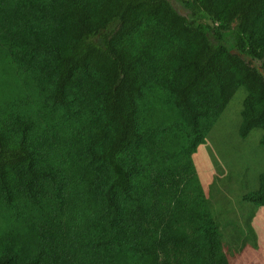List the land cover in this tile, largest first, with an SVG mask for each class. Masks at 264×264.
<instances>
[{
  "label": "trees",
  "instance_id": "obj_1",
  "mask_svg": "<svg viewBox=\"0 0 264 264\" xmlns=\"http://www.w3.org/2000/svg\"><path fill=\"white\" fill-rule=\"evenodd\" d=\"M175 1L186 14L174 0H0V223L19 225L0 233V264H231L184 176L239 89V135L260 130L264 146V0ZM48 102L63 116L35 119ZM151 109L182 158L158 161ZM245 200L264 207V174Z\"/></svg>",
  "mask_w": 264,
  "mask_h": 264
},
{
  "label": "rangeland",
  "instance_id": "obj_2",
  "mask_svg": "<svg viewBox=\"0 0 264 264\" xmlns=\"http://www.w3.org/2000/svg\"><path fill=\"white\" fill-rule=\"evenodd\" d=\"M174 3L186 14L179 2L174 0ZM211 39L215 41L214 37ZM21 87V98H28L26 93L29 86L22 80ZM246 95L244 89H239L203 142L196 145L190 156L191 173L184 176L188 178V182H180L178 186L183 188L186 184L189 195L193 186L201 190L219 223L223 250L231 264H264V207L245 200V197L258 191L260 176L264 174V146L261 145L263 132L254 130L246 138L239 135ZM163 99L162 94L156 93L152 103L162 104ZM25 100L32 103L35 99L33 97ZM24 103L18 99L19 106ZM41 107L43 108L42 103ZM44 108L35 119L51 123L53 118L58 120L63 116L64 112L51 102ZM152 110L158 112L146 114L145 123L149 125L148 131H151L153 139L151 148L158 161L173 162L182 158V155H178L179 146L176 145L175 148L174 145L164 142L166 137L173 136L166 134L171 122L162 111ZM147 159L151 162L148 155ZM13 217L12 221L20 218ZM14 226L19 228L17 222L10 221L8 225L0 223V233L6 229L13 231Z\"/></svg>",
  "mask_w": 264,
  "mask_h": 264
}]
</instances>
